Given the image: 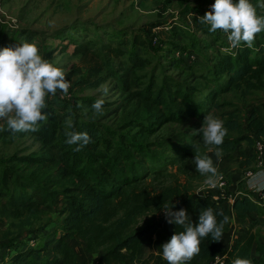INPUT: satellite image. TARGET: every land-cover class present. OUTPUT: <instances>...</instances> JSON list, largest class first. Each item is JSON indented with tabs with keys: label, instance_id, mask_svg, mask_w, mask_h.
<instances>
[{
	"label": "rangeland",
	"instance_id": "374dc122",
	"mask_svg": "<svg viewBox=\"0 0 264 264\" xmlns=\"http://www.w3.org/2000/svg\"><path fill=\"white\" fill-rule=\"evenodd\" d=\"M206 1L215 0H0L2 49L35 44L45 60L65 71V80L70 83L67 95L58 91L47 98L44 112L49 120L40 122L38 131L14 134L0 120V260L9 253L5 244L17 250L50 245L47 252L34 257L54 256L50 248L61 233L65 198L79 180L74 174L65 178L66 165L40 134L56 140L66 158L77 161L79 169L90 171L89 179L101 190L116 185L114 174L118 172L144 178L139 189L153 196L169 189L183 197L218 192L206 186L205 177L196 172L193 161L200 155L210 157L219 177H225L227 195L245 191L246 172L255 165L250 145L243 142L234 151L221 150L217 160L215 151L209 152L203 144L199 130L209 114L223 121L226 113L235 112L243 124L255 108L262 111L264 87L250 92H220L225 77L214 72L215 62L222 52L233 50L227 34L198 31L194 27L196 15L181 14L189 8L200 11ZM250 2L264 17V0ZM207 8L211 11L212 5ZM170 25L181 32L166 35ZM139 31L147 46L130 44L123 57L110 58L101 86L77 84L87 76L88 67L87 58L75 53L74 42L92 41L100 50L121 32L132 40ZM184 51L196 54V62L189 63ZM134 59L141 61L139 66H133ZM68 75H73V80L68 81ZM97 99L105 101L102 114L91 107ZM187 108L199 116L187 113ZM83 121L92 122L99 130L98 151L82 148L75 152L78 145L65 143V131L74 132V125ZM239 135L230 132L226 138ZM189 151H193L191 156ZM120 210L117 217L123 215ZM163 214L151 208L137 219L135 228ZM259 217L261 220L248 219L243 228H232L233 235L246 236V229L255 223L253 231L262 239L264 212ZM70 243L79 264L92 263L81 239Z\"/></svg>",
	"mask_w": 264,
	"mask_h": 264
},
{
	"label": "trees",
	"instance_id": "16d2710c",
	"mask_svg": "<svg viewBox=\"0 0 264 264\" xmlns=\"http://www.w3.org/2000/svg\"><path fill=\"white\" fill-rule=\"evenodd\" d=\"M214 3L215 1H206L201 5L200 11L189 8L183 10L181 14L185 17L195 14L194 27L203 33L214 34L208 31L209 26L201 25L198 20L199 17L205 15L204 12H208L207 7ZM154 27L156 26L149 28L153 29ZM169 27L170 29L164 31L166 35L169 33L177 35L181 32L173 25ZM170 30L172 31L170 32ZM218 32L221 31L218 30ZM122 33L117 38H111L110 41L104 43L100 50L94 46L92 41L74 42L75 53L80 54L82 58H87L88 67L87 76L84 79H79L78 85L98 88L104 82L103 73L109 71L108 60L110 58L123 57L126 54V47L130 44L140 48L147 46V41L140 31L133 34L132 40L126 33ZM259 35V39L254 41L251 48L241 44L232 51L222 52L216 58L214 72L225 77L221 93L234 89L250 92L264 87V33L261 32ZM0 50H2V45H0ZM182 54L189 63L193 64L197 60V55L194 53L184 51ZM192 56L195 57L193 61ZM140 62V60L134 59L133 66H139ZM66 79L73 80V75H68ZM55 103L60 110H64L58 101L55 100ZM262 106V111L255 108L250 112L243 124L235 112L226 113L223 123L227 129V135L230 132H240V135L236 139H228L226 135L220 150L234 151L240 143L246 142L250 145L252 158L256 159L255 143L259 137L264 136V104ZM186 111L189 114L194 112L199 116L198 112L192 108H187ZM74 132L88 133L92 143L83 148L89 151H98L101 135L92 122L76 123ZM40 138L66 165L65 178L74 174L79 180L74 188L69 189L68 196L65 198L64 210L61 213L63 218L61 233L50 248L54 256L40 259L34 257L35 254L47 252L50 245H38L34 248L17 250L12 245L5 244L9 253H7V258L0 260V264H79L77 253L70 243L74 238L84 242L86 253L92 256L91 264H167L162 258V246L170 240L173 234L183 229L178 225L169 224L165 214L159 219H149L141 227L135 228L137 219L145 215L151 208L159 212H164L165 205H173V211L183 209L194 226L198 224L202 210L211 207L214 214H217L218 223L222 220L218 213L222 211L229 217V222L224 226L222 238L230 232L232 211L241 224L246 223L248 214L259 215L264 212V206L257 205L249 197L240 196L233 205H230L228 198L217 196L219 194L217 191L183 197L169 189L153 196L146 189H139L144 178L141 179L134 173L125 175L115 172L116 185L111 190H101L89 179L90 171L85 168L79 169L77 161L66 158V152L63 153L56 140L47 137V134H40ZM192 153L193 151H189L187 155L191 156ZM34 209L38 210V206H34ZM118 210L123 214L121 217H117ZM254 227L255 223L250 225L246 238L236 240L230 249L224 248L222 238L219 242L212 241L210 236L202 239L199 255L189 264H213L217 256L223 258V264H233L236 258L249 259L252 264H264V236L261 239L253 231ZM149 236L153 238L148 243ZM31 239L35 238L31 237ZM146 243L149 244L152 252L144 256Z\"/></svg>",
	"mask_w": 264,
	"mask_h": 264
},
{
	"label": "clouds",
	"instance_id": "9594fccd",
	"mask_svg": "<svg viewBox=\"0 0 264 264\" xmlns=\"http://www.w3.org/2000/svg\"><path fill=\"white\" fill-rule=\"evenodd\" d=\"M201 25H207L210 33L218 30L227 34L232 49L241 44L251 48L256 36L264 32V17L257 14L256 7L250 0H215L212 10L198 18ZM225 51L227 49H224ZM70 83L65 80V71L45 60L35 44L23 43L17 47H5L0 50V120L5 121L11 133H27L38 131L40 122L49 120L44 110L48 107L46 100L56 96L57 92L67 95ZM104 94L108 89L104 87ZM104 99H97L92 105L96 114H102ZM203 144L209 152L215 151L217 160L222 156L220 146L224 143L227 129L222 120L212 114L205 116L203 126L199 130ZM65 143L78 145L75 152L92 143L88 133L65 131ZM196 172L205 177L204 184L216 188L220 177L213 160L195 155L193 161ZM247 184L256 191H264V171L248 174ZM222 187V184H219ZM174 206H164V214L169 224H175L183 230L173 234L162 246V258L167 264H189L200 253V243L211 237L219 242L224 226L229 217L222 211L218 213L222 220L218 223L217 214L208 207L199 215L195 226L189 221L185 210L173 211ZM215 260H219L217 256ZM233 264H252L245 258H236Z\"/></svg>",
	"mask_w": 264,
	"mask_h": 264
},
{
	"label": "built area",
	"instance_id": "2783aa9c",
	"mask_svg": "<svg viewBox=\"0 0 264 264\" xmlns=\"http://www.w3.org/2000/svg\"><path fill=\"white\" fill-rule=\"evenodd\" d=\"M191 59L193 61L195 60V57L192 56ZM255 155H256V159H255L254 169L247 171L245 175V180H246L245 188H244L245 191L237 194V196L227 195L225 190L226 187L228 186V182L225 179V177L220 176L221 179L219 181V184H222L223 186L220 187L218 184V186L215 188L219 192L217 196L228 198L229 199L228 202L230 205H233L238 197L245 196V197H249L257 205L264 206V191H256L255 189L250 188L247 184L249 173L264 171V136L259 137L255 143ZM214 264H223V258H219V260H216Z\"/></svg>",
	"mask_w": 264,
	"mask_h": 264
},
{
	"label": "crops",
	"instance_id": "0c3cea01",
	"mask_svg": "<svg viewBox=\"0 0 264 264\" xmlns=\"http://www.w3.org/2000/svg\"><path fill=\"white\" fill-rule=\"evenodd\" d=\"M259 215H257V214H253V215L252 214H248V219L252 218L253 220H255V218L257 217L258 219L261 220ZM239 227L243 228L244 225L239 223L238 219L235 218V216L233 214V211H232V222H231V225H230V231L232 230V228L235 230V228H239ZM248 229H246V231H248ZM242 234H244V233H242ZM242 234L237 233L236 237H235V235H233L232 231L228 232L227 234H225L224 237L222 238V244H223L224 248L225 249H230L231 246L234 244V242L236 240H244L246 238V236H242ZM245 235H247V233ZM152 238H153L152 236H149L147 238V242L149 243ZM146 246L147 247H145V249H144V256H147L150 252H152V249L150 248L149 244L146 243Z\"/></svg>",
	"mask_w": 264,
	"mask_h": 264
}]
</instances>
